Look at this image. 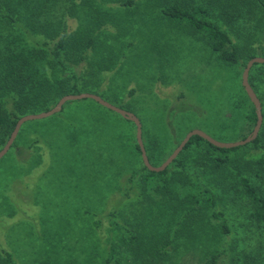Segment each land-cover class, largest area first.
I'll list each match as a JSON object with an SVG mask.
<instances>
[{"label":"rangeland","instance_id":"374dc122","mask_svg":"<svg viewBox=\"0 0 264 264\" xmlns=\"http://www.w3.org/2000/svg\"><path fill=\"white\" fill-rule=\"evenodd\" d=\"M7 1L11 0H0L1 30L6 29V33L19 34L23 41L31 46L34 35L29 13L17 7L19 0H12V8H9ZM40 2L41 0H34L36 8L39 7ZM171 3H178L188 9L203 6L208 16H212L213 21L217 18L222 25H225V28L232 33L234 40L239 34L240 42L247 34L256 35L260 32V37L264 31L262 30L264 8L260 0H135L131 8L119 6V2L114 0H64L63 3L67 10L71 7L64 17L68 32L77 29L81 23L85 25L82 21L88 16H96L100 14V11L106 13L104 24L99 27L98 25H87V27L93 32L109 30L108 32L111 33L108 37L105 34L100 35L101 39L107 40L102 43V46L106 44L110 46L101 48L106 58L104 65L109 66L108 58H111L112 62H115L117 56L118 58L114 65L109 66V69L103 68L99 71L104 78L96 91L100 94L99 96H103H101L103 99L118 107L131 105L125 110L139 118L141 129L142 126L146 129L145 140L153 141L156 133L163 134L167 155L153 166H159L192 129L203 130L219 141L232 142L244 139L254 127V125L252 127L249 125L247 128L244 126L246 120L243 115L246 112V105H250V101L248 102L244 96L246 92L242 85V72L245 66L226 64L218 53L211 49L206 37H201L200 33H194L185 20L164 17L158 10L159 5ZM93 10L97 13H93ZM109 11L113 12L112 16L107 15ZM7 15H13L18 20V26H12L7 22ZM33 66L34 63L30 66L32 67L30 71L34 77L37 71ZM77 66L75 69L79 70V65ZM257 83L263 86L264 80L263 82L259 80ZM250 85L253 89H257V86ZM50 88L52 89L51 86ZM260 91H264V86ZM27 92L32 97L30 104H35L36 91ZM89 122L94 124L84 120L74 123L65 112L53 118H47L40 122L42 124L34 126L35 129H29L27 133L24 131L18 147L9 148L12 153L0 160V254L2 258L5 256V251L12 252L14 264H31L34 258H38L39 251L41 247H45L44 245L50 248L51 244L56 243L58 239L61 242V238L72 244L71 240L80 238L82 231L86 234L88 217H81L83 208L97 214L103 208V203L98 202L102 199V193H93L94 190L91 187L93 181L89 176L100 172L105 182L102 190H108L104 194H107L112 187L118 186L119 188L114 190L113 194L120 196L121 199L124 197L125 188L121 184L125 181L131 167L128 164L135 161L136 165L141 167L143 163L141 154L136 152L127 138L129 125L121 120L120 129L124 136L111 135L107 138L110 142L106 139L110 150L109 155L105 156L98 153L96 145L92 143H95L93 138H102L103 131L108 132L109 127L102 123H95L93 119ZM135 131L136 127L133 129L131 126V136ZM161 136L158 133L156 138L159 139ZM34 139L37 140L32 143ZM29 143L32 145L27 147ZM99 143L102 141H98L97 145ZM235 152L237 151L233 150L229 154L234 157ZM33 154L37 155L38 163L33 166L30 173L20 179L13 178L14 174L21 173L23 168L34 161L31 156ZM109 157H113L118 163H112ZM120 162L127 165H121ZM169 169L171 191L173 194L179 193L186 181L177 178L178 175L175 172L179 170L178 165H172ZM205 170L206 168L200 167L198 174L204 175ZM231 173L236 176L234 170H231ZM191 179L196 180L195 176ZM210 184L220 190L224 188ZM133 189L127 193L131 195ZM230 190V188H224L222 192L219 191L216 211L228 214L233 204L229 203L230 199L227 198L231 195ZM89 193L94 196L92 200L89 198ZM236 195H242V193L238 191ZM6 197L12 205L6 204ZM124 201L129 207L119 213L117 221L127 225L133 234L137 226L134 209H131V199ZM113 204L109 200L103 214H108ZM206 210L211 211L210 208ZM90 217L92 218V214ZM108 218L111 216L105 217L99 228L102 239L105 238L102 234H108L105 233ZM219 219L213 217L210 219L215 230H219L217 234L219 239L215 241V247H213V232L207 234L210 240L209 245L213 246L205 247L201 243L199 246L188 245L190 236L188 237V234L180 230L175 235L172 245L159 248L155 252L151 251L148 255L147 252L150 250L145 243L146 247L142 248L141 252L147 253L145 257L150 264H213L211 261L208 262L207 254L208 251L218 248L220 251L217 258L218 264H264V259L254 250L261 245L258 243L259 239H264L261 237L264 236V231H261L262 235L259 234L263 227L255 233L241 235V237H253L250 239L253 243L249 245V248L254 251V254H248L245 253L246 248L244 252L232 249L235 237L240 236L233 233L232 222L237 220L228 217L230 232H222ZM254 220L257 222L255 217ZM121 232L122 230L118 231V235ZM50 259L54 258L50 257ZM131 264H146V261L137 257L132 262L131 256Z\"/></svg>","mask_w":264,"mask_h":264},{"label":"trees","instance_id":"16d2710c","mask_svg":"<svg viewBox=\"0 0 264 264\" xmlns=\"http://www.w3.org/2000/svg\"><path fill=\"white\" fill-rule=\"evenodd\" d=\"M114 1L119 2V6L128 8L135 4V0ZM7 3L9 8H12V0ZM63 3L64 0H41L39 7L36 8L34 0H19L17 2V7L27 11L30 15L34 35L31 46L26 44L19 34L6 33V29L1 30L0 28V149L6 143L21 116L47 111L65 94L92 92L100 95L96 89L102 84L104 77L99 71L103 68L109 69L110 65L116 63L118 56L115 58V62L108 58L109 66L104 65L106 58L101 48L109 45L102 46V43L107 40L101 39L100 35L105 34L108 37L111 35L109 30L93 32L87 27V25H98L99 27L104 24L106 13L100 11V14L96 16H88L82 21L85 25L81 23L77 29L68 32L64 17L71 7L67 10ZM260 3L264 8V0H260ZM158 10L169 19L185 20L194 33H200L201 37H206L211 49L218 53L226 64L237 67L245 66V63L256 55L264 57V31L260 37V32L256 35L247 34L240 42L239 34L235 36L237 39L234 40L232 33L225 28V25H222L217 18L216 21H213L212 16H208L203 6L188 9L178 3H171L159 5ZM13 11L15 12V7H13ZM92 12L97 13L94 10ZM107 15L112 16L113 12L109 11ZM6 19L12 26H18V20L13 15H7ZM262 25H264L263 22ZM262 30H264V26ZM27 53L28 55H25ZM82 61L84 62L81 63ZM33 63V67L37 71V75L34 77L30 71L32 68L30 66ZM77 65H79V70L75 69L78 67ZM259 80L262 82L264 80V63L253 64L248 75L249 83L257 86V89L253 90L261 102L262 112V123L254 140L232 148H221L199 135H193L175 159L162 171H151L143 163L141 167H138L135 161L131 162L128 164V166L131 165L128 175L121 184L125 188L122 199L113 194L114 190L119 188L118 186L112 187L107 194H104L108 190H102L105 182L101 178L100 172L89 176L93 181L91 185L93 193H102V199L98 202L103 203V208L98 214L83 208L81 217H88L86 234L82 231L80 238L71 240L72 244L61 238V242L58 239L56 243L51 244L50 248L44 245L45 247H41L39 251L38 258H34L31 264H131V256L132 262L138 257L145 260L146 264H150L145 255L172 245L175 235L180 230L188 234V237L190 236L188 245L199 246L201 243L205 247L213 246L209 245L210 240L207 236L210 234L209 232H213V247H215V241L219 239V235H217L219 230H215L214 224L210 221L211 217L220 218L219 225L222 232H230L228 217L235 218L237 221L232 222L233 233L240 236L235 237L232 249L237 251H246L247 249L248 252L245 253L254 254V251L249 248V245L253 243L250 239L253 237H241V235L255 233L256 230L259 231L260 227L263 228L259 234L262 235L261 231H264V224H262L264 223V91H260L264 85L258 84ZM29 90L36 91L34 100L37 102L35 104H30L32 97L27 92ZM244 96L249 102L247 93H244ZM69 103L74 105H67ZM128 106L131 105L120 107L128 109ZM62 112H65L74 123L84 120L94 124L89 122L90 119H93L95 123H102L109 127L108 132L103 131L102 138L95 137L93 138L95 143H92V145H96L98 153L105 154V156L109 155L108 151L110 150L108 149L110 139L107 138L117 134L124 136L120 129L122 120L123 123L129 125V131L126 133L127 138L140 155L135 133L131 136V126L133 129L135 128L133 121L125 119L119 113L90 98L67 101L59 112L50 117L26 121L21 126L10 149L18 147L24 131L27 133L29 129H35L33 127L37 124H42L40 122L58 116ZM243 117L246 120L245 128L255 125L256 113L251 101L249 106L246 105ZM144 131L146 129L142 126L141 137L146 155L152 165H157V162L167 155V146L163 141L164 136L158 132L162 135L159 139L156 138L158 134L156 133L153 141H147L144 139ZM36 140L34 139L32 143ZM98 141H102V143L97 145ZM32 143H29L27 147H30ZM10 149L0 160L12 153ZM233 150L237 151L234 157L229 154ZM31 156L34 161L23 168L21 173L14 174L13 178L20 179L30 173L33 166L38 163L37 155ZM104 158L106 159V157ZM108 159H111L112 163H118L113 157ZM120 164L127 165L123 162ZM172 165L179 166V170L175 172L178 175L177 178L186 181L184 182L185 186L180 188L179 193L176 194L172 193V187L169 185L168 174ZM200 167L206 168L204 175L198 174ZM231 170H234L236 176H233ZM175 174L172 172L173 176ZM192 176H195V181L191 179ZM138 182L141 183L138 184ZM210 183L231 189V195H228L227 198L230 199L229 203L233 204L228 214L215 209L219 191L222 192L224 188L220 190ZM131 189L133 191L129 195L127 191ZM238 191L242 195H236ZM89 198L91 200L94 198L92 193H89ZM129 199H131V209H134L135 224L137 225L133 234L127 225L117 221L119 213L128 209L129 205H126L124 200ZM109 200L114 203L112 209L108 214H103ZM95 201L97 202V199ZM5 202L8 205L11 204L7 197ZM144 203L148 204L143 205ZM206 208H210L211 211L208 212ZM252 210H254L253 213H251ZM90 214H92V218ZM197 215L202 216L197 217ZM107 216H111L108 218V227L105 231L108 234L101 233L105 237L102 239L99 235V228ZM120 230L122 232L118 235ZM247 240L249 242H246ZM145 243L150 250L146 254L141 252V249L146 247ZM258 243L261 245L255 247L254 250L264 259V250H262L264 239H259ZM219 253L218 248L208 251V262L218 264ZM50 257L54 259H50ZM13 258L14 253L5 251L4 258L0 254V264H14Z\"/></svg>","mask_w":264,"mask_h":264},{"label":"water","instance_id":"95a60500","mask_svg":"<svg viewBox=\"0 0 264 264\" xmlns=\"http://www.w3.org/2000/svg\"><path fill=\"white\" fill-rule=\"evenodd\" d=\"M255 63H264V57L255 56V57L249 59L245 65L244 69H243V72H242V85H243L244 90L247 93L250 101L253 103V105L255 107V113H256L255 125H254L252 131L250 132V134L247 135L244 139L232 141V142H223V141H219V140L211 137L209 134H207L203 130L192 129L186 133L184 138L180 141L179 145L172 151V153L159 166H153L148 160V157L146 155V151H145V148H144V145L142 142V137H141L142 129H141V122H140L139 118L134 113H132L128 110L122 109V108L110 103L109 101L103 99L101 96H99L97 94L89 93V92H82V93H78V94H66V95L62 96L57 101V103L47 111H41L39 113H30V114H26L24 116H21L17 120V122H16L9 138L7 139L6 143L0 149V159L7 153V151L11 147V145H12L13 141L15 140V138L18 134V131H19V129L23 123H25L26 121H30V120L43 119V118L49 117V116L59 112L62 109V106L64 105L65 102L70 101V100H80V99H85V98L93 99L96 102H98L99 104H101L102 106L119 113L125 119L133 121V123L135 124V127H136V131H135L136 141H137L139 149H140V154H141L143 164L151 171L158 172V171L164 170L173 161V159H175V157L179 154V152L182 150V148L185 146V144L189 141L190 137L193 135H199L200 137L209 141L211 144H213L217 147H221V148H232V147H236L239 145H244L248 142H251L252 140H254L256 138L258 131L260 129L261 123H262L261 102H260L258 96L256 95L255 91L253 90V88L251 87V85L248 81L249 70L253 66V64H255Z\"/></svg>","mask_w":264,"mask_h":264}]
</instances>
